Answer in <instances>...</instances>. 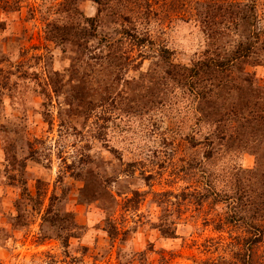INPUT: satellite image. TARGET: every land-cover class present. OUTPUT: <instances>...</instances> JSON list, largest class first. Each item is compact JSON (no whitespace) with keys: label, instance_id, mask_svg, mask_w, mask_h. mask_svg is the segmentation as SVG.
<instances>
[{"label":"rangeland","instance_id":"obj_1","mask_svg":"<svg viewBox=\"0 0 264 264\" xmlns=\"http://www.w3.org/2000/svg\"><path fill=\"white\" fill-rule=\"evenodd\" d=\"M228 1L0 0V264H264V0Z\"/></svg>","mask_w":264,"mask_h":264},{"label":"trees","instance_id":"obj_2","mask_svg":"<svg viewBox=\"0 0 264 264\" xmlns=\"http://www.w3.org/2000/svg\"><path fill=\"white\" fill-rule=\"evenodd\" d=\"M94 1L99 3L100 0H94ZM137 7H138L137 10H138V12L140 10L139 14L141 15V12H142L141 9L142 8H141V6H137ZM254 9H255V1L254 0H250L249 4H243L240 1L239 2L228 1L227 5L225 7V13L229 19H233V22L235 23L236 28L242 27V29H243L245 27V29H244V31H245L247 29L248 25L250 26L252 21H253ZM219 10H223V8L216 9V11H219ZM214 18L215 17L213 15L209 16L210 23L214 22ZM208 25H209V22H208ZM130 37L132 39L133 44H135V46H139V47H143L145 40H147L143 37H140L137 34L130 35ZM240 47H241V45H240ZM245 50H247V52H248V51H250V48L248 49V47H247ZM246 55H244V56H246ZM215 63L217 64L216 66L223 68V64L221 62H215ZM233 209L236 210L237 207L235 206V207H233ZM236 218H237V220H235ZM238 220H240V218H238L237 212H235V214L231 216V221H238ZM251 227L255 228L256 226H251ZM255 239L256 240H254V241L258 242L261 239V237L255 238Z\"/></svg>","mask_w":264,"mask_h":264}]
</instances>
